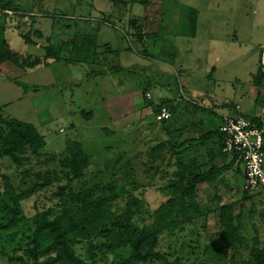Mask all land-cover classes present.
Segmentation results:
<instances>
[{
	"label": "rangeland",
	"instance_id": "374dc122",
	"mask_svg": "<svg viewBox=\"0 0 264 264\" xmlns=\"http://www.w3.org/2000/svg\"><path fill=\"white\" fill-rule=\"evenodd\" d=\"M130 1L14 0L21 17L11 21L18 29L8 31L6 39L17 53L43 57L42 45L64 41L77 51L83 35L95 34L98 56L89 62L77 60L75 54L69 62L47 59L46 65L28 71L0 62V117L32 123L45 140L42 155L21 167L0 158V192L3 174L18 191L29 184L33 171L56 167L52 154L62 155L67 141H77L89 165L82 181H73V189L84 183L100 195L112 188L119 203L132 194L153 211L166 199L162 187L176 169V150L191 140V120L200 117L204 125L196 137L218 128L221 115L234 112L223 106L226 102L239 104L248 118L261 112L264 82L258 95L251 87L260 67L264 73V0H146L145 5ZM147 5L151 19L143 22ZM4 12L14 15L12 10L0 11V25ZM18 31L37 43L26 44ZM108 68L113 69L102 71ZM162 101L169 102L172 117L157 121ZM188 144L189 156L205 154L197 141ZM26 168L31 169L29 175L22 174ZM235 168L198 185L195 198L206 211L198 233L163 234L160 247L168 262L138 264H241L247 259L245 246L229 249L225 258L216 254V192L222 203L232 204L233 222L242 226L247 245L256 242L264 252V187L244 192L240 164ZM64 183L53 182L24 198L20 214L25 219L51 208L54 216L70 208L56 194ZM1 196L0 205L6 198ZM4 212L0 209V216ZM24 219L0 230V264H19L9 262L4 252L27 241L30 232ZM85 247L86 243L75 244L81 256Z\"/></svg>",
	"mask_w": 264,
	"mask_h": 264
},
{
	"label": "trees",
	"instance_id": "16d2710c",
	"mask_svg": "<svg viewBox=\"0 0 264 264\" xmlns=\"http://www.w3.org/2000/svg\"><path fill=\"white\" fill-rule=\"evenodd\" d=\"M131 3L145 5L146 0H131ZM12 10L14 15L4 12L5 21L0 25V62L10 61L21 67L24 71L43 66L47 59L69 62L75 54L77 60L84 62L95 61L96 35L85 34L77 51L69 47V42L58 44H44L42 48L45 55H21L10 47L6 33L17 30L11 21L20 19L19 10L14 5V0H0V11ZM15 17V18H14ZM23 17V16H22ZM134 22V21H133ZM139 28V27H138ZM139 30V29H138ZM37 37L42 33L35 30ZM26 44L35 45L37 42L22 31L17 32ZM113 68L102 70L111 71ZM264 79L260 67L253 79L256 85ZM27 89V85L14 81ZM168 102V101H167ZM162 101L157 107L167 106L171 112L169 102ZM171 119V118H170ZM259 126V120L250 118ZM166 121V120H164ZM205 139L210 138L212 145L207 146L205 154L189 156L188 147L176 150V169L172 177L163 185L166 199L151 211L143 198L128 194L124 203L116 199L117 193L110 188L108 194H93V188L80 184L77 190L71 187L73 181H82L85 170L89 165V158L84 148L77 141H67L62 155L52 157L56 160V167L47 168L45 171H33L26 168L23 175L31 178L29 184L16 191L7 175H2L4 189L0 192L6 196L2 200L0 209L4 214L0 216V230H7L19 225L24 219L20 214V202L33 192L53 182L64 180L58 185L59 197L64 198L63 203L70 208L62 210L59 214L52 215V209L38 210L32 216L25 218L30 232L27 241L17 245L11 251L4 252L9 262L19 264H138L149 262H168L165 251L160 247L163 234L173 237L184 232L198 233L200 226L205 224L206 211L202 209L195 198L199 184H205L217 179L222 172L236 167L240 161L236 154L229 155L222 151L221 134L217 129L207 131ZM203 138V137H200ZM45 146L44 137L36 127L27 121L14 117H0V158H8L15 166L21 167L30 162L31 157L39 158ZM175 148L174 145H172ZM161 148V145H160ZM230 157L227 163L215 166L212 163L216 157ZM47 160V162L51 163ZM55 164V163H54ZM206 165L208 167L204 168ZM216 191H218L216 186ZM248 192L247 190H243ZM218 203V228L219 232L212 243H217L216 254L227 255L229 249L237 250L240 246L249 248V257L242 260L241 264H264V252L253 242L247 245V240L240 233L241 225L233 222V207L231 203H222L223 198L218 192L215 194ZM255 241V240H254ZM86 243L84 255H79L75 244Z\"/></svg>",
	"mask_w": 264,
	"mask_h": 264
},
{
	"label": "built area",
	"instance_id": "2783aa9c",
	"mask_svg": "<svg viewBox=\"0 0 264 264\" xmlns=\"http://www.w3.org/2000/svg\"><path fill=\"white\" fill-rule=\"evenodd\" d=\"M146 96H150L146 92ZM234 113L222 116L218 131L222 151L236 154L243 174L242 190L252 191L264 187V128L245 116L236 106ZM171 110L163 105L155 114L157 121L169 120Z\"/></svg>",
	"mask_w": 264,
	"mask_h": 264
},
{
	"label": "crops",
	"instance_id": "0c3cea01",
	"mask_svg": "<svg viewBox=\"0 0 264 264\" xmlns=\"http://www.w3.org/2000/svg\"><path fill=\"white\" fill-rule=\"evenodd\" d=\"M149 6L147 5L146 6V11H145V14H144V16H143V19H142V21L143 22H147V21H149L150 19H151V17L150 16H148L149 14H150V11H149V9H147ZM217 59V58H216ZM253 82V81H252ZM264 82V80L263 81H261V83L258 85H256L255 83H253V85H252V87H251V92H252V94H256V95H258V93L260 92V88L263 86L262 85V83ZM264 88V87H263ZM262 88V89H263ZM223 106H226V107H228L229 109H231V110H234V112L235 111H237L236 110V106H238L239 107V109H240V111L243 113V110H242V108H241V106L239 105V104H237V103H229V102H226V105H223ZM233 112V113H234ZM228 114H231V113H228ZM228 114H226V115H228ZM244 114V113H243ZM222 116H225V115H221V120H222ZM251 117H256L258 120H259V122H260V126L262 127V128H264V101H263V103H262V108H261V112H254V115L253 116H251ZM220 120V121H221ZM191 122V125L189 126L190 128V132L188 133V134H190V136H191V140L190 141H188V142H192V141H197L198 142V144L199 145H197V147L199 148L200 146H204V151H205V149L207 148V146H211L212 145V140L210 139V138H208V139H205L204 138V134L207 132H202L201 134H199V135H197L196 137H195V135L197 134L196 133V130H200V129H202L203 127H204V125L202 124V120H200V117L199 118H197L196 120H191L190 121ZM205 122V121H204ZM180 127H182V126H180ZM214 129H217V128H213V129H209L208 131H211V130H214ZM178 131L176 132V133H178L179 131H180V129H179V127H178V129H177ZM196 133V134H195ZM185 135V134H184ZM194 135V136H193ZM193 136V137H192ZM200 137H203L202 139L200 138ZM185 138V137H184ZM186 139H188V138H185V141H186ZM184 139H182V141H183ZM181 141V143H183ZM188 142H186L187 143V145H185V146H183L182 148H184V147H188V148H191L190 147V145L188 144ZM194 148V150L195 149H197L196 148V146L195 147H193ZM192 150V149H191ZM230 160V157L229 156H227V157H216V158H214L213 159V161H212V163L211 164H213V165H215V166H221V165H223L224 163H227L228 161ZM235 167V166H234Z\"/></svg>",
	"mask_w": 264,
	"mask_h": 264
}]
</instances>
